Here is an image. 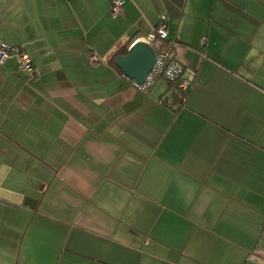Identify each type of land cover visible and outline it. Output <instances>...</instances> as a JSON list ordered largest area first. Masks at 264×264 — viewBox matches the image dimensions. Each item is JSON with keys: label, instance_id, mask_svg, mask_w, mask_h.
I'll use <instances>...</instances> for the list:
<instances>
[{"label": "crops", "instance_id": "obj_1", "mask_svg": "<svg viewBox=\"0 0 264 264\" xmlns=\"http://www.w3.org/2000/svg\"><path fill=\"white\" fill-rule=\"evenodd\" d=\"M113 1L0 0V264H264V0ZM161 16L182 103L110 62Z\"/></svg>", "mask_w": 264, "mask_h": 264}, {"label": "built area", "instance_id": "obj_2", "mask_svg": "<svg viewBox=\"0 0 264 264\" xmlns=\"http://www.w3.org/2000/svg\"><path fill=\"white\" fill-rule=\"evenodd\" d=\"M124 0H114L110 9L112 15H118L121 12V5ZM166 18L161 16L156 26L139 38L141 41L149 44L155 54V62L152 69L148 72L145 82L133 85L143 92L154 84L158 79H164L170 83L177 92L183 96L191 87L192 78L186 73L183 64L177 57V43L167 37ZM135 40V42L139 41ZM133 43V44H134ZM14 60L16 69L26 73L31 80L38 79V71L36 70L31 56L19 45H8L0 42V65L8 60ZM89 61L96 63L98 57L92 54ZM260 238L264 241V226L262 227Z\"/></svg>", "mask_w": 264, "mask_h": 264}, {"label": "water", "instance_id": "obj_3", "mask_svg": "<svg viewBox=\"0 0 264 264\" xmlns=\"http://www.w3.org/2000/svg\"><path fill=\"white\" fill-rule=\"evenodd\" d=\"M155 62V54L152 47L144 41H137L132 44L127 53L115 59V65L122 74L134 81L136 84L145 82L148 72L152 69ZM172 104L182 101V97L176 91L170 94Z\"/></svg>", "mask_w": 264, "mask_h": 264}, {"label": "trees", "instance_id": "obj_4", "mask_svg": "<svg viewBox=\"0 0 264 264\" xmlns=\"http://www.w3.org/2000/svg\"><path fill=\"white\" fill-rule=\"evenodd\" d=\"M127 53V48H123V47H121V48H119L114 54H113V56L111 57V59H110V62L112 63V66L119 72V73H122L119 69H118V67L115 65V59L118 57V56H120V55H124V54H126ZM162 80H164V79H162ZM164 81H166V80H164ZM167 82V81H166ZM192 83H193V80H192ZM167 84L172 88V90H174V91H176L177 92V90H175L174 88H173V86L170 84V83H168L167 82ZM191 86H192V84H191ZM191 88V87H190ZM190 88H189V90H190ZM189 90L183 95V96H181L180 94V96L183 98L182 99V101L180 102V103H182V102H184V99H185V97H186V95H187V93L189 92ZM178 93V92H177Z\"/></svg>", "mask_w": 264, "mask_h": 264}, {"label": "rangeland", "instance_id": "obj_5", "mask_svg": "<svg viewBox=\"0 0 264 264\" xmlns=\"http://www.w3.org/2000/svg\"><path fill=\"white\" fill-rule=\"evenodd\" d=\"M14 168H13V172H15V171H20V169H19V166H13ZM31 185V184H30Z\"/></svg>", "mask_w": 264, "mask_h": 264}]
</instances>
